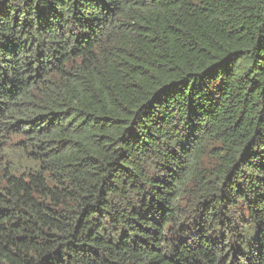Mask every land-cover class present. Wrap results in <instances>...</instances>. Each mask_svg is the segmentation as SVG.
<instances>
[{
  "label": "trees",
  "instance_id": "trees-1",
  "mask_svg": "<svg viewBox=\"0 0 264 264\" xmlns=\"http://www.w3.org/2000/svg\"><path fill=\"white\" fill-rule=\"evenodd\" d=\"M0 264H264V0H0Z\"/></svg>",
  "mask_w": 264,
  "mask_h": 264
}]
</instances>
